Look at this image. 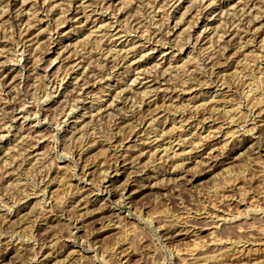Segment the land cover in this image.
<instances>
[{"label":"rangeland","instance_id":"obj_1","mask_svg":"<svg viewBox=\"0 0 264 264\" xmlns=\"http://www.w3.org/2000/svg\"><path fill=\"white\" fill-rule=\"evenodd\" d=\"M0 13V264H264V0Z\"/></svg>","mask_w":264,"mask_h":264},{"label":"bare ground","instance_id":"obj_2","mask_svg":"<svg viewBox=\"0 0 264 264\" xmlns=\"http://www.w3.org/2000/svg\"><path fill=\"white\" fill-rule=\"evenodd\" d=\"M134 1V0H133ZM203 1V0H202ZM212 2V1H211ZM79 4V3H78ZM212 4V3H211ZM41 6V5H40ZM109 11V10H108ZM157 11V10H156ZM106 13V12H105ZM1 14V13H0ZM260 14V13H259ZM2 15V14H1ZM35 15V14H34ZM66 15V14H65ZM70 15V14H69ZM36 16V15H35ZM260 16V15H259ZM2 17V16H1ZM102 20V19H101ZM145 21V20H144ZM179 21V20H178ZM257 21V20H256ZM251 24V23H250ZM102 26V25H101ZM254 27V26H253ZM260 28V27H259ZM125 30V29H124ZM254 30V29H253ZM128 31V30H127ZM236 31V30H235ZM136 32V31H135ZM253 32V31H252ZM121 35V34H120ZM138 36V35H137ZM240 37V36H239ZM264 37V36H263ZM142 39V38H141ZM242 40V39H241ZM264 40V39H263ZM234 41V40H233ZM261 42H263V41H261ZM233 44V43H232ZM154 45V44H153ZM249 46V45H248ZM262 47V46H261ZM134 49V48H133ZM223 49V48H222ZM261 50V49H260ZM105 52V51H104ZM114 53V52H113ZM233 56V55H232ZM257 58V57H256ZM230 59V58H229ZM256 60V59H255ZM227 61V60H226ZM13 62V61H12ZM225 63V62H224ZM247 63V62H246ZM222 64V63H221ZM235 65V64H234ZM241 65V64H240ZM226 66V65H225ZM213 67V66H212ZM250 67V66H249ZM89 68V67H88ZM215 68V67H214ZM241 68V67H240ZM239 70V69H238ZM244 71V70H243ZM237 72V71H236ZM252 72V71H251ZM246 74V73H245ZM248 74V73H247ZM201 75V74H200ZM239 76V75H238ZM235 77V76H234ZM241 77V76H240ZM239 77V78H240ZM228 79V78H227ZM260 79V78H259ZM62 81V80H61ZM222 81V80H221ZM211 82V81H210ZM209 82V83H210ZM220 82V81H219ZM244 82V81H243ZM61 83V82H60ZM208 83V82H207ZM216 83V82H215ZM258 84V83H257ZM184 85V84H183ZM227 85V84H226ZM246 85V84H245ZM87 86V85H86ZM256 87V86H255ZM189 88V87H188ZM190 89V88H189ZM187 90V89H186ZM186 90H184V91H186ZM248 90V89H247ZM254 92V91H253ZM244 95V94H243ZM197 96V95H196ZM249 98V97H248ZM177 99V98H176ZM82 100V99H81ZM193 100H194V98H193ZM241 100V99H240ZM247 100V99H246ZM77 101V100H76ZM229 101V100H228ZM227 101V102H228ZM180 104V103H179ZM200 104V103H199ZM210 104V103H209ZM186 105V104H185ZM230 105V104H229ZM224 106V105H223ZM194 107V106H193ZM196 107V106H195ZM111 108V107H110ZM213 108V107H212ZM235 108V107H234ZM23 109V108H22ZM210 109H211V107H210ZM215 109V108H214ZM180 110V109H179ZM191 110H192V108H191ZM239 110V109H238ZM184 111V110H183ZM36 113V112H35ZM70 113V112H69ZM194 113V112H193ZM227 113V112H226ZM225 113V114H226ZM229 114V113H228ZM69 115V114H68ZM178 115V114H177ZM202 115V114H201ZM222 115V114H221ZM255 115V114H254ZM151 116V115H150ZM215 116V115H214ZM217 116V115H216ZM187 117V116H186ZM185 117V118H186ZM206 117V116H205ZM211 117V116H210ZM220 117V116H219ZM209 118V117H208ZM6 119V118H5ZM158 119V118H157ZM233 119V118H232ZM246 119V118H245ZM159 120V119H158ZM174 120V119H173ZM235 120V119H234ZM198 121V120H197ZM204 121V120H203ZM217 122V121H216ZM222 122V121H221ZM237 122V121H236ZM149 123V122H148ZM231 123H233V122H231ZM240 125V124H239ZM8 126V125H7ZM179 126V125H178ZM155 128V127H154ZM223 128V127H222ZM214 129V128H213ZM157 131V130H156ZM166 131V130H165ZM195 131V130H194ZM226 131V130H225ZM229 132V131H228ZM231 132V131H230ZM240 132V131H239ZM215 135V134H214ZM191 136V135H190ZM212 136V135H211ZM229 136V135H228ZM149 137V136H148ZM147 137V138H148ZM216 137V136H215ZM207 138V137H206ZM128 139V138H127ZM158 139V138H157ZM207 140V139H206ZM156 141V140H155ZM139 142V141H138ZM144 142V141H143ZM218 142V141H217ZM93 143H95L94 141H93ZM153 143V142H152ZM182 143V142H181ZM208 143V142H207ZM178 144V143H177ZM185 143H183V145H184ZM192 144V143H191ZM196 144V143H195ZM199 144V143H198ZM101 145V144H100ZM163 149V148H162ZM157 150V149H156ZM160 150V149H159ZM168 150V149H167ZM158 151V150H157ZM82 152V151H81ZM189 152V151H188ZM168 153V152H167ZM164 154V153H163ZM118 155V154H117ZM168 155V154H167ZM182 155V154H181ZM174 156V155H173ZM123 157V156H122ZM178 158V157H177ZM214 158V157H213ZM168 159V158H167ZM173 159V158H172ZM175 159V158H174ZM131 160V159H130ZM153 160V159H152ZM160 160V159H159ZM138 161V160H137ZM87 163V162H86ZM122 164H124V163H122ZM183 164V163H182ZM181 164V165H182ZM86 165V164H85ZM162 167V166H161ZM179 168V167H178ZM183 168V167H182ZM139 170V169H138ZM162 170V169H161ZM183 176V175H182ZM174 178V177H173ZM163 180H164V178H163ZM155 184V183H154ZM153 186V185H152ZM157 186V185H156ZM145 187V186H144ZM55 192V191H54ZM35 193V192H34ZM43 193V192H42ZM46 193V192H45ZM44 193V194H45ZM38 195V194H37ZM40 195V194H39ZM53 197V196H52ZM83 199V198H82ZM81 199V200H82ZM83 202V201H82ZM79 204V203H78ZM51 209V208H50ZM42 211V210H41ZM49 212V211H48ZM42 214V213H41ZM31 216H32V214H31ZM35 216V215H34ZM221 218V217H220ZM224 219V218H223ZM46 233V232H45ZM21 252V251H20ZM73 253V252H72ZM223 254V253H222ZM192 255V254H191ZM47 256V255H46ZM233 256V255H232ZM217 259V258H216ZM223 259V258H222ZM206 263V262H205Z\"/></svg>","mask_w":264,"mask_h":264}]
</instances>
